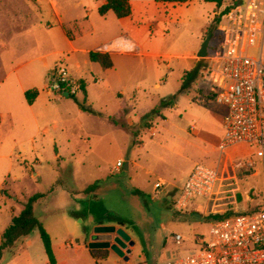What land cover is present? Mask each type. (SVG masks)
Listing matches in <instances>:
<instances>
[{"label":"rangeland","instance_id":"374dc122","mask_svg":"<svg viewBox=\"0 0 264 264\" xmlns=\"http://www.w3.org/2000/svg\"><path fill=\"white\" fill-rule=\"evenodd\" d=\"M236 1L218 8L204 0H130L132 14L120 23L113 11L99 14L103 0H0V246L12 218L35 194L41 198L34 214L51 237L55 264H87L84 250L96 219L109 223L108 214L120 217L135 245L130 255L91 256L95 264H168L200 250L198 241L208 240L213 223L207 216L264 209L263 148L240 145L222 158L219 148L227 109L216 101L221 70L215 58L226 15L217 27L214 19ZM210 31L207 57L200 58ZM125 33L139 47L112 54V68L68 52L69 40L95 52ZM258 54L259 44L250 52ZM59 62L84 82L86 94L48 91ZM23 88L39 92L33 105ZM197 164L219 166L215 194L177 210L174 200ZM99 181L97 191L85 193ZM157 182L165 185L155 190ZM48 261L36 229L4 251L0 264Z\"/></svg>","mask_w":264,"mask_h":264},{"label":"built area","instance_id":"2783aa9c","mask_svg":"<svg viewBox=\"0 0 264 264\" xmlns=\"http://www.w3.org/2000/svg\"><path fill=\"white\" fill-rule=\"evenodd\" d=\"M216 62L221 81L216 101L226 107L222 156L236 146H258L264 156V0H237L226 15ZM259 44L258 56L250 52ZM50 93L71 97L84 94L82 80L59 62L49 74ZM221 162V159H220ZM122 161L116 165L123 166ZM219 166L197 164L174 200L177 210L188 207L195 197L211 199L219 182ZM165 184L157 182L155 190ZM180 244L183 237L174 236ZM200 250L168 264H264V209L240 212L212 223L208 240L198 241Z\"/></svg>","mask_w":264,"mask_h":264},{"label":"trees","instance_id":"16d2710c","mask_svg":"<svg viewBox=\"0 0 264 264\" xmlns=\"http://www.w3.org/2000/svg\"><path fill=\"white\" fill-rule=\"evenodd\" d=\"M103 5L99 8V14L101 16H105L109 11H113L117 18H127L131 16L132 14V6L130 3V0H103ZM158 3H170V4H183L187 3L189 0H155ZM207 3H214L218 8H220L224 2V0H204ZM234 4L232 6L226 7L220 15L215 16V23L216 27L221 22V18L225 15H227L231 9L233 8ZM89 59L91 62H97L100 63L104 68L109 69L112 68V59L111 54L109 52H101V51H95L89 53ZM197 70H193L191 72H188L185 75L183 85L180 92H184L189 83L195 78ZM82 84L84 86V93L86 94V86L84 82L82 81ZM38 91L37 90H29L25 92V99L29 105H32L35 100L38 97ZM176 100V97H174L171 100L165 101L162 103L159 108H156L154 110V113H159V109L168 106L173 105L174 101ZM1 120V116H0ZM100 182H96L95 184L89 186L86 190V194H91L97 191V189L100 186ZM134 193L139 196H145L144 193H142L140 190H134ZM41 198L40 194H35L31 196L27 204L25 205L24 209L18 214L15 215L12 218L11 223L6 228V230L3 233V240L0 246V259L3 256L4 251H12V249L15 248L17 243H19L24 238H27L31 235V233L38 229L40 233L41 240L44 245L45 254L49 259L50 264H55L54 259V253L52 248V242L51 237L48 234V232L43 227L40 220L35 216L34 214V204ZM240 211H228L224 214H215V215H209L206 217L207 220L211 222H215L220 219H224L226 217H229L233 214H238ZM107 220L110 222L117 223L120 226H123L122 220L119 216L115 214H108L106 216ZM96 224L99 226H102L104 224L103 219H96ZM90 254L94 259L98 258H108L109 256V250L107 249H91ZM98 264V261H97Z\"/></svg>","mask_w":264,"mask_h":264},{"label":"water","instance_id":"95a60500","mask_svg":"<svg viewBox=\"0 0 264 264\" xmlns=\"http://www.w3.org/2000/svg\"><path fill=\"white\" fill-rule=\"evenodd\" d=\"M212 37V32L208 33L206 40L204 41L198 57L206 58L209 42ZM65 97H69L67 93ZM127 169V166H126ZM135 243L131 240L130 236L123 230V228H116L115 226H97L94 229V235L91 237V241L88 244V248L91 249H107L113 250L125 256L127 254L129 246H134ZM128 260V257H125Z\"/></svg>","mask_w":264,"mask_h":264},{"label":"crops","instance_id":"0c3cea01","mask_svg":"<svg viewBox=\"0 0 264 264\" xmlns=\"http://www.w3.org/2000/svg\"><path fill=\"white\" fill-rule=\"evenodd\" d=\"M183 4H185V3H183ZM128 19V17L127 18H122V19H119L120 20V23H124V21H126ZM135 39L133 38V37H131L128 33H125V34H123V35H120V36H118V37H116V38H114L113 40H111L109 43H105V44H103V45H100V47H99V50L98 51H101V52H109L111 55L112 54H115V53H118V51H122V50H125V51H127V50H133V49H135V48H137V47H139V45H137V43L134 41ZM69 47H70V50L68 51V52H70L71 54H78V53H80V52H82L83 54H86V55H89V53L91 52V51H89V50H85V49H80V48H78V47H76L75 45H74V42L72 41V40H69ZM69 59H71V56H70V58ZM29 90H31V89H27V88H23L22 89V92H23V95L25 94V92H27V91H29ZM86 90H87V87H86ZM39 93V92H38ZM87 93V92H86ZM85 94V93H84ZM38 96H39V94H38ZM24 97H25V95H24ZM38 98V97H37ZM37 100V99H36ZM36 100H35V102H36ZM34 102V103H35ZM33 103V104H34ZM32 104V105H33ZM127 166V169H128V164H125V167ZM91 194H93V193H91ZM135 194V193H134ZM170 198H172L171 196H169V199ZM97 226H99V225H97L96 224V227ZM102 226H115V227H117V228H122V226H120V225H118L117 223H114V222H104V224L102 225ZM125 231V230H124ZM127 233V232H126ZM94 235V231L91 233V236H90V241H91V237ZM129 235V234H128ZM130 238H131V236H130ZM24 240V239H23ZM131 240H132V238H131ZM22 241V240H21ZM20 241V242H21ZM27 246L28 245H30V242H27V244H26ZM53 248V247H52ZM76 251L77 252H81V250H80V248L79 247H77L76 248ZM110 251V250H109ZM53 253H54V250H53ZM132 253V249H129L128 248V252H127V254L126 255H130ZM84 255H85V257H87L86 259H87V264H95V260L94 259H92L91 258V254H90V249L89 248H85V250H84ZM130 259H129V257H128V260H126V261H129ZM48 264H50L49 263V261H48Z\"/></svg>","mask_w":264,"mask_h":264}]
</instances>
